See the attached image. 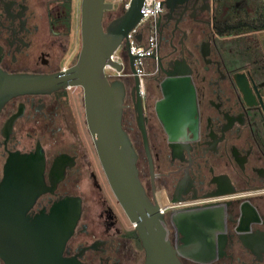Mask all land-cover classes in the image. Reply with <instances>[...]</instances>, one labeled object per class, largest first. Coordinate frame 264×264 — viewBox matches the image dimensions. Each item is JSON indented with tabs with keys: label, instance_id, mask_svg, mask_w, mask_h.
I'll list each match as a JSON object with an SVG mask.
<instances>
[{
	"label": "flooded vegetation",
	"instance_id": "1",
	"mask_svg": "<svg viewBox=\"0 0 264 264\" xmlns=\"http://www.w3.org/2000/svg\"><path fill=\"white\" fill-rule=\"evenodd\" d=\"M161 7L156 49L145 59L143 75L135 74L133 59L122 50L120 75L108 77L123 87L121 126L159 208L161 202L168 205L161 213L173 243L200 254L180 253L182 264H264V56L255 72L221 43L212 29L214 0ZM72 12L73 0H0V181L15 152L29 154L38 147L43 181L53 187L34 200L29 216L47 212L63 196H79L72 187H79L88 161L69 99L74 86L50 81L78 57L80 47L69 55ZM23 75L40 77L43 87L5 97L11 76ZM178 82L186 86L184 93L167 100ZM138 104L147 148L137 125ZM184 120H189L184 133L171 138L175 124ZM80 200V218L63 255L83 264H131L125 248L143 250L138 237L129 235L134 227L123 229L107 203L99 224L82 222ZM198 216L207 220L197 225ZM0 264L5 263L0 259Z\"/></svg>",
	"mask_w": 264,
	"mask_h": 264
},
{
	"label": "water",
	"instance_id": "2",
	"mask_svg": "<svg viewBox=\"0 0 264 264\" xmlns=\"http://www.w3.org/2000/svg\"><path fill=\"white\" fill-rule=\"evenodd\" d=\"M182 1L162 0L161 3L171 10L174 2ZM141 3L142 0H130L129 7L103 26V12L112 8V2L81 0L77 60L50 81L81 87L86 126L98 161L114 197L133 223L144 253L143 264H182L178 246L168 238L152 182L146 178L121 126L122 84L118 79L108 80L103 69L111 65L120 70V63L112 61L110 56L140 20ZM136 39L140 40V35ZM11 78L5 97L43 87L40 77ZM1 98L2 95L0 104ZM175 110L173 107L169 113ZM136 113L147 148L139 104ZM42 172L43 154L38 147L29 154L15 152L4 168L0 181V259L5 264H83L76 256L63 255L65 244L80 218L79 196H63L54 201L47 212L27 214L41 193L53 189L45 185ZM206 220V216H198L193 223L199 225ZM84 249L86 247L80 249V253Z\"/></svg>",
	"mask_w": 264,
	"mask_h": 264
},
{
	"label": "rangeland",
	"instance_id": "3",
	"mask_svg": "<svg viewBox=\"0 0 264 264\" xmlns=\"http://www.w3.org/2000/svg\"><path fill=\"white\" fill-rule=\"evenodd\" d=\"M107 2H112L113 6L111 9L105 10L102 16V23L105 25L108 22V19H111L115 16H118L124 11L123 5L121 2L117 0H105ZM142 33L145 34V25L139 26ZM260 41L264 47V30L259 32ZM72 47L69 55H72L75 51L78 52L80 47V12H79V0H73V12H72ZM65 42V40H64ZM124 40H122L121 45L117 47L115 50V54L120 58V52L125 50ZM68 56V54H67ZM71 61V58L70 60ZM66 62V59H65ZM104 73L109 78H115L110 70L105 69ZM69 99L71 103V107L75 112L77 130L80 134V138L84 149L87 150L86 154L88 155V161L82 166V175L79 180V187H72V193L77 194L82 199V222H87L89 224L96 223L98 220V224L100 223V216L103 215L104 208L109 205L111 210V215H114L115 219H117L123 229L131 230L133 226H131L128 221L126 215L124 214L122 208L118 204L116 198L114 197L105 175L102 171L100 163L98 161L94 145L90 134L88 132L85 117H84V109H83V96L82 90L79 86H74L68 89ZM68 136V135H66ZM65 135H60V139H64ZM107 203V205L105 204ZM161 207L163 211L167 212V203L161 202ZM168 238L173 242V238L170 234H167ZM129 243V242H127ZM130 244V243H129ZM135 247L133 244L129 245L125 249L130 250L129 254L131 258V264H142L143 262V250L136 249L137 252L133 251Z\"/></svg>",
	"mask_w": 264,
	"mask_h": 264
},
{
	"label": "trees",
	"instance_id": "4",
	"mask_svg": "<svg viewBox=\"0 0 264 264\" xmlns=\"http://www.w3.org/2000/svg\"><path fill=\"white\" fill-rule=\"evenodd\" d=\"M214 5V34L223 39V45L234 48L238 58L252 64L256 72L264 56L256 34L264 30V0H214ZM129 235L138 241L134 230Z\"/></svg>",
	"mask_w": 264,
	"mask_h": 264
},
{
	"label": "built area",
	"instance_id": "5",
	"mask_svg": "<svg viewBox=\"0 0 264 264\" xmlns=\"http://www.w3.org/2000/svg\"><path fill=\"white\" fill-rule=\"evenodd\" d=\"M117 1L122 3L124 10L128 7V4L130 2V0ZM161 1L162 0H142L140 6V20L132 29H130L126 37L122 39L124 40L123 46L125 47L127 55L133 57L135 74L139 77L143 75V65L145 59L151 57V55L154 54V51L156 49L155 19L156 16L162 11ZM140 25H145L146 27H148V31L146 34H142V31L139 27ZM137 35H140V40L136 39ZM115 50L111 54L110 59L112 61L120 63V58L115 54ZM105 66L103 68L104 70L108 69L114 75H120V70L117 71L111 65L106 67ZM160 210H163L162 207Z\"/></svg>",
	"mask_w": 264,
	"mask_h": 264
},
{
	"label": "bare ground",
	"instance_id": "6",
	"mask_svg": "<svg viewBox=\"0 0 264 264\" xmlns=\"http://www.w3.org/2000/svg\"><path fill=\"white\" fill-rule=\"evenodd\" d=\"M128 7H129V4H128ZM106 66H109V65H106ZM105 66V67H106ZM173 87H175V89L173 88V90H171V91H168V94H167V97H166V99L167 100H171L172 99V95H173V97H175V96H177V95H181V94H179V93H184V89L186 88V86L184 85V83H180V82H178L177 84H175ZM169 88V87H168ZM177 91H178V93H177ZM189 124V120L188 121H182V122H180V123H177V124H175V129H173V130H171L170 131V136H171V138H174V137H176V138H179V136H181L183 133H184V126H187ZM121 207V206H120ZM123 210V209H122ZM124 212V211H123ZM125 214V213H124ZM127 217V216H126ZM128 219V218H127ZM128 221H129V219H128ZM130 222V221H129ZM184 222V220L182 221V222H180V224L181 223H183ZM131 223V222H130ZM132 225H133V223H131ZM187 241V240H186ZM181 254H185V255H187V254H189L191 257H194V258H200V254L199 253H196V254H191V253H187V252H185V251H183V250H181V251H179Z\"/></svg>",
	"mask_w": 264,
	"mask_h": 264
}]
</instances>
